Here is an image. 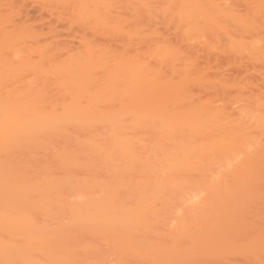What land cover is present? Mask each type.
Listing matches in <instances>:
<instances>
[{"label": "bare ground", "instance_id": "6f19581e", "mask_svg": "<svg viewBox=\"0 0 264 264\" xmlns=\"http://www.w3.org/2000/svg\"><path fill=\"white\" fill-rule=\"evenodd\" d=\"M0 264H264V0H0Z\"/></svg>", "mask_w": 264, "mask_h": 264}]
</instances>
